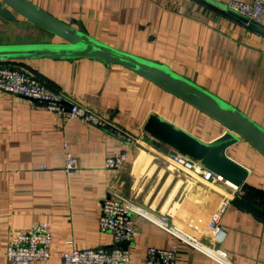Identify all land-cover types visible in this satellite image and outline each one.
<instances>
[{"label":"crops","instance_id":"0c3cea01","mask_svg":"<svg viewBox=\"0 0 264 264\" xmlns=\"http://www.w3.org/2000/svg\"><path fill=\"white\" fill-rule=\"evenodd\" d=\"M30 1L112 46L167 64L264 127V14L247 23L229 9V0ZM55 42L61 39L24 16L11 20L0 13V44ZM0 62L33 72L136 138L128 142L110 125L60 114L0 89V264H9L6 252L19 234L42 222L53 233L51 256L32 264H64L62 255L74 246H113V235L101 229L100 218L104 199L114 192L166 216L174 230L132 212L139 233L129 244L130 260L122 264H148V247L175 245L176 264H223L177 233L215 244L209 221L225 200L224 236L216 244L231 264H264V156L247 141L228 149L250 170L245 184L208 182L173 166L168 156L173 149L149 135L144 123L156 112L207 142L226 127L151 80L87 57ZM180 107L210 119L211 133L185 124ZM124 152L121 167L106 166L108 158ZM68 153L76 158L71 173Z\"/></svg>","mask_w":264,"mask_h":264},{"label":"water","instance_id":"95a60500","mask_svg":"<svg viewBox=\"0 0 264 264\" xmlns=\"http://www.w3.org/2000/svg\"><path fill=\"white\" fill-rule=\"evenodd\" d=\"M0 13L11 20L17 15L24 16L61 39V42L55 43L0 44V61L87 57L106 64H120L135 71L226 127L224 133L207 142L159 113L152 112L143 129L156 140L200 162L237 187L245 184L250 170L232 158L228 149L245 140L264 156L262 125L167 64L112 46L57 18L30 0H0Z\"/></svg>","mask_w":264,"mask_h":264},{"label":"built area","instance_id":"2783aa9c","mask_svg":"<svg viewBox=\"0 0 264 264\" xmlns=\"http://www.w3.org/2000/svg\"><path fill=\"white\" fill-rule=\"evenodd\" d=\"M228 7L242 16L247 23L260 21L264 14V0H229ZM0 89L31 98L36 104L44 105L60 114L69 112L72 116L79 117L87 122L101 126L110 125L111 129L116 131L126 141L132 142L136 140L131 134L112 126L97 111L71 100L36 74L22 67L14 66L7 62H0ZM68 103L70 106H68ZM168 156L173 166L191 175L200 176L208 182L225 181L231 185L230 181L225 180L221 175L213 173L200 162L178 151L172 150ZM126 158L127 153L125 152L120 156L110 157L106 160V166L119 168L123 165ZM76 168V158L71 153H68L66 170L71 173ZM227 206L228 200L222 201L213 212L209 221V227L214 231L216 243L221 242L224 236L220 220ZM132 212L143 213L164 228L174 231L166 216H156L149 213L123 195L114 192L104 199L103 213L100 218L101 229L112 233L114 245L104 248H78L74 246L70 251L62 255L64 264H122L128 262L131 257L129 244L139 233L133 225ZM177 236L180 240L205 250L223 264H231L227 252L216 243L209 246L195 238L186 237L180 233H177ZM123 242H126V244L121 245ZM52 243L53 233L49 224L47 222L36 224L30 230L21 232L16 242L8 247L6 252L8 263L32 264L36 260H46L51 256ZM177 254V245L171 248L150 246L147 249L146 261L148 264H176Z\"/></svg>","mask_w":264,"mask_h":264},{"label":"rangeland","instance_id":"374dc122","mask_svg":"<svg viewBox=\"0 0 264 264\" xmlns=\"http://www.w3.org/2000/svg\"><path fill=\"white\" fill-rule=\"evenodd\" d=\"M180 111L186 114L187 120L185 124L194 129L198 128L203 135H209L215 126L214 123L206 117L207 115H202L203 117H201V115L193 113L190 109L184 111L182 107H180Z\"/></svg>","mask_w":264,"mask_h":264},{"label":"bare ground","instance_id":"6f19581e","mask_svg":"<svg viewBox=\"0 0 264 264\" xmlns=\"http://www.w3.org/2000/svg\"><path fill=\"white\" fill-rule=\"evenodd\" d=\"M229 183H230L231 185H232V184H234V183H232V182H229ZM232 186H234V187H237L235 184H234V185H232Z\"/></svg>","mask_w":264,"mask_h":264}]
</instances>
